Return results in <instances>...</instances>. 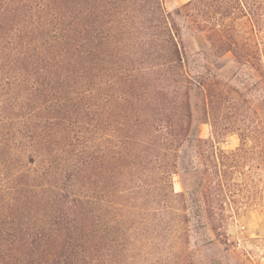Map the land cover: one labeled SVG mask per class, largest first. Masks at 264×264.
I'll list each match as a JSON object with an SVG mask.
<instances>
[{
    "label": "trees",
    "instance_id": "1",
    "mask_svg": "<svg viewBox=\"0 0 264 264\" xmlns=\"http://www.w3.org/2000/svg\"><path fill=\"white\" fill-rule=\"evenodd\" d=\"M184 24L206 49L190 54ZM258 31L264 0H0V264H122L142 217L194 213L219 233L262 206L264 122L247 168L240 92L217 75L232 53L264 83ZM228 94L223 123L213 108ZM205 120L240 146L191 137ZM179 172L202 199L174 191Z\"/></svg>",
    "mask_w": 264,
    "mask_h": 264
},
{
    "label": "rangeland",
    "instance_id": "2",
    "mask_svg": "<svg viewBox=\"0 0 264 264\" xmlns=\"http://www.w3.org/2000/svg\"><path fill=\"white\" fill-rule=\"evenodd\" d=\"M187 1L165 0V6L172 11ZM183 29L187 33L186 44L190 54L195 55L198 50L208 47L209 43L203 33H192L187 24L183 25ZM237 29L239 37L247 30L242 24H239ZM255 40L264 50V32L258 31ZM252 63L240 66L234 61L232 53H227L217 62V75L220 79L240 92L238 105H236L238 107L237 125L248 131L249 135L248 150L250 152L247 168L259 165L258 151L262 145L259 141V133L250 129L264 122V83L260 82L261 77ZM231 96L232 94H228L225 101L216 103L213 108L214 113L219 110L217 113L223 123L229 121L223 120L224 118L235 117L233 112L236 109ZM255 109L259 113L258 116L254 113ZM211 121L205 120L195 124L191 137L195 140L213 139L217 150H230L240 146L241 139L238 133L214 136ZM194 180L195 177L179 172L173 178L174 191H188V198L202 199L204 193L189 192L194 185ZM260 185L263 205L242 217L231 219L225 229L219 233L211 229L205 216L199 217L194 213H191L189 221L183 223L174 221L170 216L160 217L163 226L156 227L155 223L158 221L153 220L150 223L154 221L155 223L149 228L147 225L145 227V218L142 217L141 224H137L140 231L138 235H134V238L137 237L140 240L129 249L128 257L122 264H264V173ZM204 187H207L206 182ZM253 195V192L242 194V196ZM159 202L155 198L152 203L157 206Z\"/></svg>",
    "mask_w": 264,
    "mask_h": 264
}]
</instances>
